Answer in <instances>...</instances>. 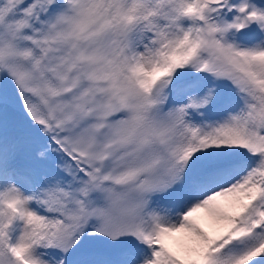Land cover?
Masks as SVG:
<instances>
[{
	"label": "snow or ice",
	"instance_id": "1",
	"mask_svg": "<svg viewBox=\"0 0 264 264\" xmlns=\"http://www.w3.org/2000/svg\"><path fill=\"white\" fill-rule=\"evenodd\" d=\"M0 264H264V0H0Z\"/></svg>",
	"mask_w": 264,
	"mask_h": 264
}]
</instances>
